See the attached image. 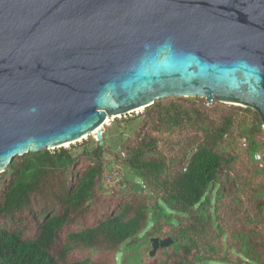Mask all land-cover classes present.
I'll return each mask as SVG.
<instances>
[{
    "label": "trees",
    "instance_id": "obj_1",
    "mask_svg": "<svg viewBox=\"0 0 264 264\" xmlns=\"http://www.w3.org/2000/svg\"><path fill=\"white\" fill-rule=\"evenodd\" d=\"M136 120L117 152L103 133L78 152L12 160L0 174V264H264L261 116L170 97ZM153 238L173 244L151 256Z\"/></svg>",
    "mask_w": 264,
    "mask_h": 264
},
{
    "label": "water",
    "instance_id": "obj_2",
    "mask_svg": "<svg viewBox=\"0 0 264 264\" xmlns=\"http://www.w3.org/2000/svg\"><path fill=\"white\" fill-rule=\"evenodd\" d=\"M170 97L264 126V0H0V174Z\"/></svg>",
    "mask_w": 264,
    "mask_h": 264
},
{
    "label": "rangeland",
    "instance_id": "obj_3",
    "mask_svg": "<svg viewBox=\"0 0 264 264\" xmlns=\"http://www.w3.org/2000/svg\"><path fill=\"white\" fill-rule=\"evenodd\" d=\"M144 113V110L138 111L134 114H130L127 117H123V118H129V119H133L134 121L131 124H127V123H122L120 127H114L112 124L113 122H110L107 126H105L103 128V133H106V144L110 147V149L112 150V152H117L121 141L123 139H125L133 130H134V126L137 124V118L140 117L142 114ZM121 118V119H123ZM120 119V120H121ZM121 134H123V137H121ZM91 137H93L95 140L97 139L96 135H92L88 138H86L85 140H83L82 142H79L77 144L74 145H67L66 148L72 150L73 152H78L80 151V145L87 141L90 140ZM118 262L121 261V254H119L117 256L116 259Z\"/></svg>",
    "mask_w": 264,
    "mask_h": 264
},
{
    "label": "built area",
    "instance_id": "obj_4",
    "mask_svg": "<svg viewBox=\"0 0 264 264\" xmlns=\"http://www.w3.org/2000/svg\"><path fill=\"white\" fill-rule=\"evenodd\" d=\"M209 105H211V104H209ZM243 143H244V145L247 144L246 139H243ZM256 159L259 161H262L264 159V150L256 154Z\"/></svg>",
    "mask_w": 264,
    "mask_h": 264
},
{
    "label": "bare ground",
    "instance_id": "obj_5",
    "mask_svg": "<svg viewBox=\"0 0 264 264\" xmlns=\"http://www.w3.org/2000/svg\"><path fill=\"white\" fill-rule=\"evenodd\" d=\"M108 121H109V120H108ZM108 121H107V125L110 123V122H108ZM67 145H70V144H65L64 146H67Z\"/></svg>",
    "mask_w": 264,
    "mask_h": 264
}]
</instances>
